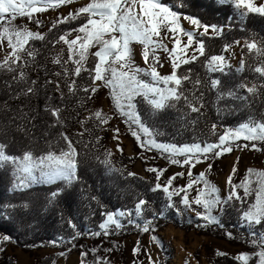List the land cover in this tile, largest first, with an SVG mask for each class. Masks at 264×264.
I'll return each instance as SVG.
<instances>
[{
  "label": "snow or ice",
  "instance_id": "1",
  "mask_svg": "<svg viewBox=\"0 0 264 264\" xmlns=\"http://www.w3.org/2000/svg\"><path fill=\"white\" fill-rule=\"evenodd\" d=\"M74 0H0V45L5 41L11 51L5 55L0 62V70L12 74L10 80L4 81L5 89L9 90L12 99H20L22 94L25 97L37 96L41 90L36 79L28 80L23 68L29 62H38V49L26 47L30 41L44 42L47 34L39 31H31L27 28L12 26L13 21L18 17H27L30 23H35L39 28L44 21L37 18L39 14L49 10L59 9L64 6L72 5ZM228 8L234 13H227L223 23L202 22L198 14H185L180 9L200 10L207 12L224 11ZM250 16L264 19V3L257 4L255 0H171L169 3L163 0H91L86 6L79 7L75 12H69L63 19H58L52 23V29L57 24H65L84 18L86 22L77 28L59 35L55 39V44L63 42L67 45L68 58L65 63H71L74 70L69 73L64 69L63 80L67 93L76 96L78 92L85 94L90 100L100 88H107L114 104L116 115L122 118L127 125L128 131L137 142V146L142 152H158L168 154L170 163L181 167L187 166L194 169L198 164L220 159L225 154H230L236 148H249L261 151L256 143L239 144V141L259 142L264 146V118L258 121L256 118L249 117L246 122H242L238 127H225L222 133L216 131L218 124L212 123L210 134L216 137L214 142L204 141L203 146L200 142L191 144H172L158 143L153 139V135H163L159 127L163 126L171 117V110L181 111L178 105L188 110L182 114V118L189 126H194L199 116L203 115L205 109V91L215 93L212 106L215 107L217 116L227 114L221 103L230 104L239 101L244 107H250L257 100L264 105V83L257 85L241 82L235 87L230 83L233 65L229 56L225 54L233 52L234 47L241 46V52L245 50L254 61H261V66L254 68V72L259 74L264 80V36L257 37L256 34L250 35L243 40L231 39L229 34L235 30L246 31V24ZM185 20L193 30H185L181 21ZM202 30V31H201ZM72 32L77 33L75 39L68 37ZM187 40L184 42L183 38ZM223 40L221 54L206 55V45L204 39ZM165 40L172 42L170 49ZM230 41V42H229ZM48 43H52L51 40ZM143 46L142 59L148 68L137 67L134 62L133 45ZM195 45L194 49L193 46ZM96 48L91 55L95 58L94 67H87L85 62L88 59L90 50ZM189 49H193L189 54ZM158 51L168 54L171 61L172 72L170 75H161L157 70V65L161 64ZM254 54V55H253ZM25 57L29 59H24ZM151 57V59H150ZM204 57L202 66L205 69L207 78L202 81L199 76L193 78L192 69H187L183 74L177 72L182 65L195 64ZM55 64L60 65L61 59L56 58ZM246 60L241 57L239 67L235 68L236 73H243ZM87 73L88 86L79 88L75 78H81V74ZM219 73L220 76L213 78V74ZM57 78L61 77L60 71L52 73ZM48 72L45 71V77ZM150 78V82L141 77ZM71 82H68V81ZM22 84L23 90L14 87ZM54 84V91L59 93V101L65 102V93L61 89V83L51 79H45V85ZM190 84L192 91L189 94L186 85ZM204 87L201 88L200 85ZM191 96V98H190ZM51 101L52 97H47ZM84 100L81 99V107ZM147 104L148 107L143 112L139 106ZM16 115H11L6 121L5 126L0 128V132L7 135L8 132H19L25 136L32 137V129L39 113L24 112L17 109ZM53 122L47 128L57 129L58 150H52L49 144L48 150L42 153H34L30 148L22 150L20 155L6 154V145L0 143V170L9 173L10 185L8 194H19V199L15 203L0 204V253L6 251L5 245L13 242L10 232L4 229L27 234L28 231H36L39 224V215L53 211L65 220L68 227L73 230L71 238L67 241L63 237L47 241L48 244L59 247L64 244L71 245L80 236L77 223L71 215L72 205L79 199L86 201L87 207L92 208L93 202L99 205L100 201L96 195L88 194L82 186L83 182L79 175L80 168L87 163V153L78 151L77 145L82 141L71 139L64 131V121L61 118L63 108L59 105L46 106L43 110ZM197 114L189 119V114ZM7 115V113H6ZM95 119L98 125H106L112 117L107 116L101 111H96L86 119ZM23 123H20V122ZM85 121H80L83 125ZM30 125V127H29ZM148 125H151V129ZM119 128L116 129L118 139ZM83 136L84 132L77 133ZM97 137L96 143L100 142ZM62 142V143H61ZM91 143V141H89ZM88 147L87 144L84 145ZM122 152V149H118ZM108 153L107 156H110ZM179 157H183L181 161ZM106 169L116 171L111 168V161L107 157L100 161ZM212 164H207V170L211 171ZM149 173L155 174V183L147 188V192L156 194L162 193L166 203L162 205L160 212L157 213L151 207L150 200L144 198L142 193H133L135 197L134 207L128 210H115L104 212L103 219L98 223L95 231L90 230L93 238H103L111 235L120 234L126 227H133L143 233L155 232L154 221L163 219L165 209L175 210L177 215L191 212L195 215V220L189 217V222L194 223L197 228L215 227L222 230L223 234L229 239H235L232 232L226 227L227 218L232 214L230 210L237 213V220L233 225L238 230H247L251 244L258 249L254 256L242 253L235 257V260L242 264H249L254 258H258L257 264H264V171L256 172L257 183L255 201L245 207V200L252 195L250 190L251 181L235 184L232 177L237 169L232 168V175L227 179L228 192L222 199L220 189L212 184L204 172L199 173L198 177L190 179L185 186L173 188L174 181L178 177H183V172H177L169 176L164 184L161 177L167 169L149 167ZM188 176L192 177L191 170ZM253 170H249V175ZM128 176L135 177V173H128ZM127 179V177H125ZM203 184L202 188H196V195L190 199V191L194 185ZM56 186L51 188L42 197H36L32 192L35 186ZM242 188L244 195L241 196L237 189ZM174 197H179V205L174 202ZM37 199H42L40 210L37 209ZM239 202V206L237 205ZM62 205L69 208V215L65 216ZM147 206V207H146ZM13 209L14 214L7 211ZM145 212H150L151 218L145 219ZM214 212L218 214H213ZM91 216V214H89ZM151 240L161 248V240L152 235ZM41 244H26L25 247H44ZM83 247V245H81ZM72 247L67 248V252L60 251L57 257H64ZM93 253L96 249L92 250ZM106 251L112 252V248ZM139 242L133 249V255L140 254ZM88 251H82L80 257L86 259ZM225 256V252L217 253ZM148 255L149 264H153L151 254ZM191 258V254H189ZM55 264V260L51 261ZM83 264V260L81 262ZM94 264H106L101 258H96ZM189 264V261H185Z\"/></svg>",
  "mask_w": 264,
  "mask_h": 264
},
{
  "label": "trees",
  "instance_id": "2",
  "mask_svg": "<svg viewBox=\"0 0 264 264\" xmlns=\"http://www.w3.org/2000/svg\"><path fill=\"white\" fill-rule=\"evenodd\" d=\"M76 1L77 0H74V3ZM163 2L169 3L171 0H163ZM180 11L185 14H198L201 17L202 22L205 23H223L227 13L236 14L231 8L215 12L214 14L212 12H207L204 9H200L198 11L180 9ZM84 22H86L84 18H78L77 20L69 23L57 24L55 29L46 33V40L44 42L31 41L28 44V48L39 50V55L37 56L38 62H29V64L23 68L28 80L30 81L36 79L38 86H41V90L37 96L25 97L21 94L20 99H12L9 95V90L4 87V81L10 80L12 74L0 70V128L5 126V121L11 115L17 114L16 110L18 108L23 109L24 112L28 113H39L35 121L37 126L32 129V137L25 136L23 133L19 132L14 133L10 131L7 135L0 132V143H4L6 145V154L11 155H20L22 150L25 148H30L34 153H42L45 150H48L49 144H51L52 150H58V130L47 128V125L53 122V118L49 117L43 110L46 106L52 107L59 105L63 108L61 118L64 121V127L59 130L64 131L71 139H73V141H82L80 145H77L78 151H80L82 155L87 153V163L85 166L81 167L79 171V175L83 182L82 186L86 189L88 194L96 195L100 203L99 205H96L95 202H93V207L89 208L87 207L86 201L81 202L77 199V201L72 205L71 215L74 217V222L77 223L80 236L71 245L64 244L56 247L47 243V241L57 239L58 237H63L67 241L73 234V230L68 227L65 220H62L59 214H54L53 211H49L47 214L39 215L40 226L36 231H28L27 234H21L20 232L12 231L11 229H4L5 232L11 233L13 242L6 244V251L4 253H0V264H18L16 258L11 257L8 254L10 246L21 249L26 253H33L42 249H52L58 251V253L60 251L67 252V248L72 247V251L68 252L64 257H57L56 253L39 260L36 264H51V261L53 260H55V264H58L59 260L62 258L71 256L74 253L80 254L82 251H88L90 253L86 259L82 258L85 264H94L96 258H101L106 261V264H111L108 258L112 252L109 253L106 250L108 248H112L113 251L118 239H127L132 236H138L139 248H141L143 246L142 238L147 235H156L163 244V247L161 248L152 241L161 253L162 260L160 264H171L173 252L168 248V245L160 235V232L168 226H174L175 228L186 232L195 231L201 236L224 240L233 246H244L250 250L246 253L254 256L258 249L251 244V239L248 237L247 230H238L233 226L237 220V213L234 210H230L232 214L227 218L226 227L232 232L235 239H229L223 234L222 230L215 227L207 229L197 228L194 223L189 222V217L193 220H195V218L193 216H189L188 212L177 215L175 210L168 209H165L163 219H157L154 221V226L156 228L155 232L150 231L149 233H143L133 227H126L118 235H111L100 239L91 237L90 230H98V223L103 219V216L101 215L102 213L106 211L111 212L115 210H128L134 207L135 197L132 195L133 193H142L144 198H148L150 200L151 207L157 213L160 212V209L162 205L166 203V200L162 193L153 194L146 191L148 187L155 183V175L151 176L149 179L139 176H128V173H132V167L139 160V157L130 158L121 156L116 160V165H111V168L116 171L106 169V167L100 163V161L106 157L110 160L106 151L108 136L102 134V126L98 125L95 119L90 120L85 125L84 135L82 137L77 135L80 121H82L84 114L91 109L100 90L95 93L90 100H88L82 91L78 92L76 96H70L67 93L66 85L63 84L65 102L61 103L58 99L59 93L54 91V84L45 85V79H50L53 71H55L52 55L62 43L55 44L53 47L55 39H57L59 35H63L65 32L70 31L72 28L81 26ZM253 34H256L258 38L260 36H264V19L250 16L246 24V31L241 32L237 29L230 33L229 37L230 40L239 39L243 43L245 38ZM76 35L77 33L72 32L68 38L70 39L72 37H76ZM202 39H204L206 45V55L221 54V47L225 41L209 40L206 37ZM49 40H51L52 43H48ZM241 56H243L246 60L245 70L243 73H236L235 68H232L230 73L231 85L235 87L241 82L248 83L249 86H251L252 83H256L257 85L264 83V80H261L259 74L254 72L255 67L261 66V61H254L252 56L247 54L246 50L244 53L241 52ZM24 59L27 60L29 58L25 57ZM204 59V57H201L195 64L182 65L177 74H183L187 69L191 68L193 78L199 76L201 80L204 81L207 78L205 69L202 66ZM94 63L95 58L91 55V58L87 62L86 66L94 67ZM67 68L69 73L74 70V66L71 63H68ZM45 71L48 72L47 77H45ZM219 76L220 74L213 75V78H217ZM75 79L79 88L88 86L87 73L82 72L81 78ZM148 81L150 82V80ZM14 87L20 88L22 92L24 86L22 84H17ZM200 87L203 88L204 85L201 84ZM186 88L190 94L192 91L191 85H186ZM106 90L113 111L115 112L110 92L107 88ZM49 96L52 97L51 101L47 100V97ZM81 99L84 100L82 107ZM214 99V92L205 91L206 107L202 110L203 115L199 116V120L194 126H189L185 123L182 118V114L184 112H188V110L183 106V104L178 105L177 107L180 108L181 111L171 110L170 119L163 122L162 127H159V131L162 132L163 135H155L154 133L153 139H155L158 143H172L177 145L200 142L203 146L204 141L214 142L216 140V137L212 136L209 131L212 123H217L218 127L216 131L218 133H222L225 127L236 128L240 123L246 122L249 117L256 118L258 121H260L261 118H264V105H262L259 100L253 103L250 107H244L239 101L230 104L222 102L220 107L224 108L227 114H222L218 117L215 107L212 106V101H214ZM147 107L148 105L146 103L139 106L142 112L146 110ZM188 114L189 119H192L197 115L190 112ZM20 123L23 122L21 121ZM148 126L151 129V125ZM97 137L102 138L99 143H96ZM89 141H91V143H89ZM238 143L241 145L244 143H256L257 147H261V151L257 152L264 155V146H261L259 142L239 141ZM85 144L88 145L87 148L84 147ZM237 149L238 148L234 149V151L230 154H225L223 157L232 155ZM151 153L154 154L157 159H162L164 162L170 163L168 154L158 152L156 150L151 151ZM179 159L182 161L183 157H179ZM125 177H127V179H125ZM9 185V173L0 170V204L9 202L15 203L19 199V194H13L11 196L8 194L7 190ZM54 187L56 186L39 185L35 186L32 189V192L36 197H42L46 192ZM237 191L241 196L244 195L242 188L237 189ZM174 202L179 205V197H174ZM253 202V196H248L245 200V207ZM42 203V199H37L38 211L40 210V205ZM237 205L239 206V202H237ZM61 207L64 209L65 216H68L69 208L66 205H62ZM7 211L14 214L15 210L8 209ZM89 214H91V216ZM151 215L152 214L150 212H145V219H150ZM42 242L45 243V246L42 248L25 247L26 244H41ZM81 245H83V247H81ZM94 249H96V251L93 253L92 250ZM257 262L258 258H254L249 262V264H257ZM211 264H242V262L227 255H214L212 257Z\"/></svg>",
  "mask_w": 264,
  "mask_h": 264
},
{
  "label": "rangeland",
  "instance_id": "3",
  "mask_svg": "<svg viewBox=\"0 0 264 264\" xmlns=\"http://www.w3.org/2000/svg\"><path fill=\"white\" fill-rule=\"evenodd\" d=\"M89 2H91V0H77L72 5L64 6L59 9L49 10L46 13L39 14L37 18L44 21V23L39 28L35 23H30L27 17H19L18 19L13 21L12 26L18 28H27L31 31H39L41 32V34H46L52 27V23L54 21L63 19L69 12H75L79 7L86 6V4ZM255 2L259 5L261 3H264V0H255ZM181 23L185 30H193L191 26H189L187 21L182 20ZM70 39H75V37H72ZM183 40L184 42H186L187 38L184 37ZM165 43L170 49L173 47L172 42H170L169 40H165ZM241 46L233 48V52L235 53V55H232L231 53L225 54L229 56L234 68L239 67V60L242 57ZM132 47L135 65L141 68H148L149 65L145 64L142 59L143 46L134 44ZM194 47L195 45L193 46V49ZM193 49H189V54H191ZM96 50L98 49L92 48L90 50V55L88 56L85 65L91 58V53L95 52ZM10 51L11 49L8 48L6 41L2 45H0V62L4 60L5 55H7ZM157 55L160 56L161 64L163 65V67L157 65V70L161 73V75H170L172 72V67L171 61L168 59V54L162 51H158ZM56 58L61 59L60 65L54 64ZM67 58V45H64L62 42L52 55V61L53 65L55 66V71H60L61 77L57 78L52 75L50 78L54 81V83L60 82L62 90L63 84H65L63 80L64 69L68 67V63H65ZM217 74L219 73L213 75ZM141 78L146 81L150 80V78L148 77L142 76ZM68 82H70V80ZM108 97L109 96L106 88L101 87L91 109L87 111L83 116L82 120L85 121V123L83 125L80 124L77 132H84L85 125L90 121L86 118L92 116L96 111L102 110L104 114L112 117L108 124L102 125V134L108 136L106 151L107 154L111 153V155L109 156L111 165H116V160L121 156L130 158L139 157V160L132 167V173H135L136 176L149 179L155 174L147 172V168L156 167L160 169H167V171L164 173V176L161 177L160 182L162 184L166 182L169 176L177 172H183L184 176L182 178L178 177L177 180L174 181L173 188L185 186L190 179H194L198 177L199 173L204 172L206 174V178L220 189L222 199L227 195V179L230 175H232V168L235 167L237 171L236 174L232 177L233 181L236 184H241L245 181H251L250 190L252 191V196L255 201L256 190H258L259 188V184L257 183L258 178L255 173L264 171L263 154H260L257 151L252 150L251 148H238L232 155L228 157H221L220 159L214 161L198 164L194 169H188L187 166L181 167L179 165L166 163L162 159H157L151 152H142V150L137 146V142L135 141L134 137H132L130 132L128 131L127 125L123 122L122 118L118 117L113 111ZM117 128H119L118 139L114 138V136H116ZM118 149H122V152L118 151ZM208 163L212 164L211 171L207 170ZM250 169L253 170L252 175H249ZM189 170H191L192 172V177H189L187 174ZM198 187L202 188L203 184L194 185V188L192 190H189L190 199L195 197L196 188ZM188 213L189 216H193L195 218L194 213ZM214 214L218 213L215 212ZM160 235L168 245V248L173 252V259L171 264H185V261H189V264H211L212 257L214 255H218V251L225 252L227 256H230L234 259L237 255L250 251L244 246H233L227 241L213 237L201 236L195 231L186 232L184 230L175 228L174 226H168L164 228L160 232ZM137 242H139L138 236H132L127 239H118L114 250L112 251L111 255H109V262L111 264H149L147 254L150 253L153 264H160L162 260L161 253L158 247L153 244L150 235L142 238L143 246L140 248V254L133 255V249L137 246ZM56 253H58V251L52 249L37 250L33 253H26L14 246H10V248L8 249V254L11 257L16 258L18 264H36L39 260ZM189 254H191V258H189ZM81 262L82 258L80 257V254L74 253L71 256L59 260L58 264H81ZM83 264H85L84 261Z\"/></svg>",
  "mask_w": 264,
  "mask_h": 264
}]
</instances>
